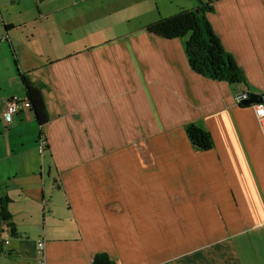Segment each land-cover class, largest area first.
Masks as SVG:
<instances>
[{
	"label": "crops",
	"instance_id": "obj_1",
	"mask_svg": "<svg viewBox=\"0 0 264 264\" xmlns=\"http://www.w3.org/2000/svg\"><path fill=\"white\" fill-rule=\"evenodd\" d=\"M185 1L0 0V206L18 232L0 218V264H38L40 239L46 264H264V131L237 102L264 95V0H205L244 70L234 84L148 31L198 9ZM22 73L44 93L43 127L31 108L4 121ZM189 122L213 149L193 146Z\"/></svg>",
	"mask_w": 264,
	"mask_h": 264
},
{
	"label": "trees",
	"instance_id": "obj_2",
	"mask_svg": "<svg viewBox=\"0 0 264 264\" xmlns=\"http://www.w3.org/2000/svg\"><path fill=\"white\" fill-rule=\"evenodd\" d=\"M198 10H182L173 16L149 24L147 29L153 34L166 38H183L188 60L196 73L213 80H224L230 84L246 82L243 68L226 50L208 19V12L214 10L212 2L202 1ZM21 77L26 87V98L31 103L30 108L43 127L48 123L49 115L42 88L32 82L26 74L22 73ZM185 129L196 149L205 151L215 147L216 142L212 133L198 123L189 122L185 125ZM9 202L8 198L2 199L0 218L6 221L12 236H17L16 225L8 208ZM5 246L0 242V256L6 252ZM92 264H117V262L107 252H98L93 256Z\"/></svg>",
	"mask_w": 264,
	"mask_h": 264
},
{
	"label": "built area",
	"instance_id": "obj_3",
	"mask_svg": "<svg viewBox=\"0 0 264 264\" xmlns=\"http://www.w3.org/2000/svg\"><path fill=\"white\" fill-rule=\"evenodd\" d=\"M251 94L246 91L242 92L237 96V102L239 104H244V102L249 99ZM254 108L256 117L261 125L262 130L264 131V100L258 103H253L251 105ZM31 103L30 101L25 97L21 98L18 95L13 96L7 103L6 108L3 110V117L4 121L7 125H9L16 114H18L23 109H30ZM46 145V141L44 138H41L40 146L44 148ZM0 242H3L5 245L9 244V239H1ZM44 249H45V242L43 239H40L38 241L37 246V254L39 256L38 258V264H46V259L44 256Z\"/></svg>",
	"mask_w": 264,
	"mask_h": 264
},
{
	"label": "rangeland",
	"instance_id": "obj_4",
	"mask_svg": "<svg viewBox=\"0 0 264 264\" xmlns=\"http://www.w3.org/2000/svg\"><path fill=\"white\" fill-rule=\"evenodd\" d=\"M183 2H187V1H185V0H182ZM189 1V0H188ZM193 1H195V2H198V5H200L201 4V2L203 1H201V0H193ZM204 2H205V0H204ZM164 3H165V5L166 6H171V7H173L174 9L176 8V9H178L179 7H181V6H178L179 5V3H180V0H164ZM195 10H197V8L195 9ZM4 35H5V32H4ZM252 93V92H251ZM10 203V202H9ZM17 206H19V203L17 204ZM9 208V207H8Z\"/></svg>",
	"mask_w": 264,
	"mask_h": 264
},
{
	"label": "water",
	"instance_id": "obj_5",
	"mask_svg": "<svg viewBox=\"0 0 264 264\" xmlns=\"http://www.w3.org/2000/svg\"><path fill=\"white\" fill-rule=\"evenodd\" d=\"M197 11L199 10L197 9ZM250 94H251L250 98L244 102L245 105H252L253 103H258L264 100V95H259L256 93H250Z\"/></svg>",
	"mask_w": 264,
	"mask_h": 264
},
{
	"label": "clouds",
	"instance_id": "obj_6",
	"mask_svg": "<svg viewBox=\"0 0 264 264\" xmlns=\"http://www.w3.org/2000/svg\"><path fill=\"white\" fill-rule=\"evenodd\" d=\"M241 105V104H240Z\"/></svg>",
	"mask_w": 264,
	"mask_h": 264
}]
</instances>
